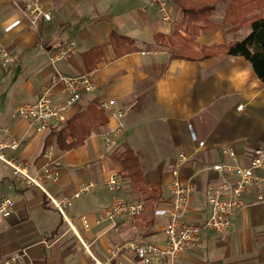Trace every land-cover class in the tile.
Returning <instances> with one entry per match:
<instances>
[{
	"label": "crops",
	"instance_id": "0c3cea01",
	"mask_svg": "<svg viewBox=\"0 0 264 264\" xmlns=\"http://www.w3.org/2000/svg\"><path fill=\"white\" fill-rule=\"evenodd\" d=\"M40 4L51 19L32 24L10 0H0V38L20 57L14 65H0V140L18 142L16 150L4 152L27 164L31 174L56 162L59 179L45 182L44 190L29 186L0 162V198L14 202L8 216H0V264L21 250L36 264H93L92 257L108 258L114 249L112 264H140L124 246L133 240L163 245L165 218L153 211L151 226L125 217L98 222L101 211L112 202L105 186L108 176L121 174L120 198L143 202L150 196L133 191L124 174L120 154L132 150L143 182L159 185L155 210L168 204L176 170L182 183L192 185L186 221L200 225L206 221L205 188L222 177L210 167L233 163L222 149L231 147L236 161L245 164L256 147L264 146V84L241 56L217 51L199 58H190V52L174 57L176 35L191 42L195 53L240 40L250 26L222 24L225 3L218 4L210 17L222 27L206 34L187 32L182 12L170 2L168 20L160 18L151 0H40ZM16 19L19 24L5 32V26ZM70 40L76 44L75 52L49 63V55ZM92 48L100 51V59L88 70L82 56ZM13 66L17 74H11ZM86 74L96 88L69 108L67 122L90 103L100 107L102 101L113 99L125 113L120 138L104 144L99 135L115 121L100 107L105 121L93 127L81 145L70 150L53 145L44 149L47 135L66 122L52 121L47 131L38 133L25 119L13 115L16 107L35 102L45 85L52 87L53 100L60 103L62 77ZM257 175L264 178V170ZM88 182L94 183L93 190L71 198L70 216L62 218L50 197L70 198ZM243 203L230 216L226 241L203 227L182 262L264 264V180L243 195ZM64 219L71 221V228Z\"/></svg>",
	"mask_w": 264,
	"mask_h": 264
},
{
	"label": "built area",
	"instance_id": "2783aa9c",
	"mask_svg": "<svg viewBox=\"0 0 264 264\" xmlns=\"http://www.w3.org/2000/svg\"><path fill=\"white\" fill-rule=\"evenodd\" d=\"M11 3L21 12L30 23L35 24L38 20H50L51 15L45 11L40 0H10ZM157 7L160 18L168 20V0H151ZM19 24L14 20L4 31L8 32ZM76 50V44L70 40L54 50L48 57V61L54 64L67 59ZM19 55L8 50L0 38V65L9 67L19 62ZM63 100L58 103L53 100L52 87L45 85L41 88L40 94L35 102L25 103L16 107L13 115L25 119L29 126L38 133L47 131L50 123L55 121L59 124L67 122V112L83 94L95 90L96 85L88 74L78 76L62 77ZM100 107L110 113L115 124L111 129L101 132L100 137L104 144L110 145L121 136L123 128L124 110L115 106L113 99L104 100ZM242 106H238L241 109ZM193 140L196 139L192 133ZM202 146L203 142L198 141ZM18 148L16 140H0V160L5 162L12 171V174L22 180L26 185L40 187L44 190L45 182L56 183L59 179V170L56 162H51L41 168L36 174H31L27 164L22 163L16 156H7L5 150L14 151ZM222 153L233 160V163L214 164L210 168L220 175L219 181L209 183L205 188V200L209 206V215L203 224H194L186 221L189 199L191 196V183H182L178 178L177 171H172L170 182V199L167 205L156 208L155 216L165 218V242L163 245L152 243H139L136 240L126 243L124 246L131 251L140 264H191L182 262V255L189 249L195 247L198 242L200 231L203 227L211 229L220 241H226L230 232V216L235 210L244 206L243 195L254 185H258L264 178L257 175V171L264 170V146L256 147L245 164L236 161V153L231 147H224ZM46 154L50 156V151ZM228 176V177H227ZM231 177V178H229ZM123 185V178L118 172H111L106 181V189L112 194L111 204L101 211L98 222L114 221L118 217L135 219L143 210L142 201H134L120 198L118 193ZM94 188V183H83L70 198L61 200L50 197L52 205L61 213L64 207L72 205L71 198H78L89 194ZM14 202L8 197L0 198V216H8ZM117 250L111 251L110 256L105 259L92 257L93 264H112L111 260L116 257ZM3 264H36L28 260L25 250L15 251L8 255ZM117 264H125L117 262Z\"/></svg>",
	"mask_w": 264,
	"mask_h": 264
},
{
	"label": "trees",
	"instance_id": "16d2710c",
	"mask_svg": "<svg viewBox=\"0 0 264 264\" xmlns=\"http://www.w3.org/2000/svg\"><path fill=\"white\" fill-rule=\"evenodd\" d=\"M224 0H168L177 6L183 15L187 32L200 31L203 34L214 32L222 25L213 24L210 17L215 14L218 4ZM250 14L249 19L246 16ZM252 14V15H251ZM222 24L250 26L249 32L240 40L214 48H202L200 52L193 51V44L176 35L174 57H182L190 52V58L206 57L217 51L226 52L232 56L243 57L252 67L255 76L264 84V0H229L224 8ZM199 25V26H198ZM159 39V37H156ZM83 60L88 70L93 69L100 59V51L92 48L83 54ZM105 121L102 109L96 103H90L86 109L78 112L75 117L59 129H53L45 138L44 149L53 145L60 150H70L81 145L92 128ZM125 168V176L129 178L133 191L140 194H150L143 201V210L135 218L138 225L151 226L153 205L158 200L156 193L160 190L156 182H143V174L135 153L128 149L120 154Z\"/></svg>",
	"mask_w": 264,
	"mask_h": 264
},
{
	"label": "rangeland",
	"instance_id": "374dc122",
	"mask_svg": "<svg viewBox=\"0 0 264 264\" xmlns=\"http://www.w3.org/2000/svg\"><path fill=\"white\" fill-rule=\"evenodd\" d=\"M228 1H229V0H224L223 2H221V4H222V3H225V5H226V4L228 3ZM224 8H225V7H224ZM219 11H222V9H221V10L219 9ZM251 15H252V14H251ZM249 17H250V14H248V15L246 16V19L248 20ZM12 71H13V72H12ZM10 72H12L11 74H17V68H16L15 66L11 67ZM0 162H2V161L0 160ZM59 213H60L61 217L63 218V217H64V216H63L64 214L61 213L60 211H59ZM64 213H65L66 216H70L67 207H64ZM73 222L76 223V220L74 219ZM64 224H65L66 226H68V227L71 228V221H68V220L64 219ZM148 242H152V243H153L152 240H150V241H148ZM154 243H155V242H154Z\"/></svg>",
	"mask_w": 264,
	"mask_h": 264
}]
</instances>
